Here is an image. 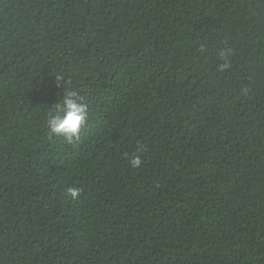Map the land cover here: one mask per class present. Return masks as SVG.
<instances>
[{
  "label": "trees",
  "instance_id": "trees-1",
  "mask_svg": "<svg viewBox=\"0 0 264 264\" xmlns=\"http://www.w3.org/2000/svg\"><path fill=\"white\" fill-rule=\"evenodd\" d=\"M0 264H264V0H0Z\"/></svg>",
  "mask_w": 264,
  "mask_h": 264
},
{
  "label": "clouds",
  "instance_id": "clouds-1",
  "mask_svg": "<svg viewBox=\"0 0 264 264\" xmlns=\"http://www.w3.org/2000/svg\"><path fill=\"white\" fill-rule=\"evenodd\" d=\"M75 91L66 93L63 102L57 105V112L60 115H53L49 118V126L51 132L56 135H62L69 141L73 138H78L82 128L87 122V105L77 99ZM130 165L133 168H139L143 164L140 156L130 159ZM69 195L73 199H78L81 195V190L77 187L68 189Z\"/></svg>",
  "mask_w": 264,
  "mask_h": 264
}]
</instances>
